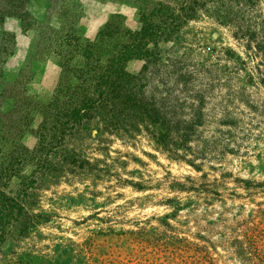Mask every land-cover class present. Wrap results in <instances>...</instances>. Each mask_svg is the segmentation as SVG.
<instances>
[{"label":"rangeland","instance_id":"obj_1","mask_svg":"<svg viewBox=\"0 0 264 264\" xmlns=\"http://www.w3.org/2000/svg\"><path fill=\"white\" fill-rule=\"evenodd\" d=\"M0 264H264V0H0Z\"/></svg>","mask_w":264,"mask_h":264},{"label":"trees","instance_id":"obj_2","mask_svg":"<svg viewBox=\"0 0 264 264\" xmlns=\"http://www.w3.org/2000/svg\"><path fill=\"white\" fill-rule=\"evenodd\" d=\"M142 49H143L142 44H136V43H130L127 45L124 44L120 46V48L117 51H114L109 61L111 63L112 62H117V63L126 62L128 59H130L134 55H138V53H140ZM125 75H126V72L123 71L122 77H125ZM117 78L118 77L111 78V73H110L105 77L104 84L102 85L105 86L109 90V92H112L114 89L118 87L120 83V81ZM106 91L107 90H105V93ZM105 93L102 92L99 97L101 98L103 96L102 94H105ZM83 106H84V103H83ZM83 106H79L78 109H74V110H80L82 109Z\"/></svg>","mask_w":264,"mask_h":264}]
</instances>
